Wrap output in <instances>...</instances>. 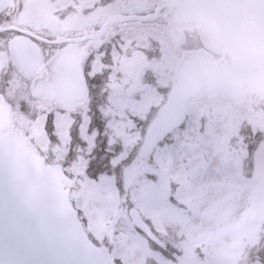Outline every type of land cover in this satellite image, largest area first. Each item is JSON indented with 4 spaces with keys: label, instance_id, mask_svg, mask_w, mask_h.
Here are the masks:
<instances>
[{
    "label": "rangeland",
    "instance_id": "1",
    "mask_svg": "<svg viewBox=\"0 0 264 264\" xmlns=\"http://www.w3.org/2000/svg\"><path fill=\"white\" fill-rule=\"evenodd\" d=\"M101 1L55 0L57 16L49 10L48 17L60 27L58 16L69 13L64 24L82 29L105 13L145 3ZM163 23L172 29L163 36L134 23L120 32L121 40L137 48L146 41L157 47L158 54L151 52L156 60L145 63L139 53L134 61L156 75L148 87L137 84L136 72L124 63L114 67L117 75L106 80L107 89L84 100L50 102L18 93L6 100L9 131L23 134L27 149L47 164L62 166L83 227L117 264H260L254 249L264 244V95L244 86L237 99L226 100L219 92L202 90L189 101L182 126L149 155L136 154L179 53L202 48L191 25ZM116 81L123 87L110 89ZM90 99L98 102L97 109L102 101L105 112L86 114ZM130 206L165 242V253L150 248L135 230Z\"/></svg>",
    "mask_w": 264,
    "mask_h": 264
},
{
    "label": "water",
    "instance_id": "2",
    "mask_svg": "<svg viewBox=\"0 0 264 264\" xmlns=\"http://www.w3.org/2000/svg\"><path fill=\"white\" fill-rule=\"evenodd\" d=\"M157 13L173 23L194 22L204 45L221 47L212 60L205 50L184 51L174 68L166 102L150 122L140 155H146L164 131L179 126L190 97L201 90L233 99L243 85L264 94V0H157ZM62 71V70H61ZM50 82L58 94L83 92L70 69ZM7 111L0 106V264H113L103 248L85 234L71 207L67 178L60 165L46 166L25 149L22 134L5 133ZM134 225L158 245L135 208Z\"/></svg>",
    "mask_w": 264,
    "mask_h": 264
},
{
    "label": "flooded vegetation",
    "instance_id": "3",
    "mask_svg": "<svg viewBox=\"0 0 264 264\" xmlns=\"http://www.w3.org/2000/svg\"><path fill=\"white\" fill-rule=\"evenodd\" d=\"M100 2L102 5L101 0ZM153 8L154 5L148 0L140 8L111 12L112 14L105 13L103 17L88 22L85 27L83 26L84 28L74 29L64 24V20L70 16L69 13L65 15L60 13L58 16L62 17L60 27L55 26L54 18L48 17L49 10L54 16L56 15L55 0H0V94L6 100H11L12 95L20 96L18 93H21L23 96L22 94L26 93L33 100L35 97L40 100L43 97L44 100L50 102L59 100L72 103L68 100L56 99L55 96L51 97L44 92L41 86L36 88L40 95H33L30 89L32 83L37 82L38 84L39 81L48 79L51 66L62 52L66 61L73 64L78 63L75 66H78L85 86L83 100L90 93H100L103 89H107L108 87H104L106 80L117 75L114 67L125 66L124 63L134 71L133 73L136 72L133 78L136 77L137 84L148 87L156 75L151 74L148 68L143 71L134 61L139 58V53L142 54L145 63L151 62L153 58L156 60L151 52H156L157 47L153 48L150 46L152 43L146 41L147 44H150L137 48V45H132L124 39L121 40L120 32L126 29L122 26H131L134 23L143 24L148 27L151 33L156 32L163 36L167 25L163 23L165 19L158 17L152 21L126 20L112 23L102 31L100 28L112 15L131 14L136 10H138V14H145L151 12ZM161 19L163 21L158 22ZM159 42L161 43V41ZM12 48L14 50H11ZM18 51L21 52L20 58L15 57ZM123 52L125 53L123 54ZM156 54L158 53L156 52ZM18 61L21 63L22 69L14 64ZM33 63L37 64L34 66ZM69 65L73 67V65ZM60 66H64V64H60ZM11 79L14 83L10 81ZM120 87L122 88L123 84L117 81L109 85L110 89H120ZM89 97L94 98V95ZM85 105L93 106L91 99L90 103L85 102ZM155 110L157 109L154 107L151 112L154 113Z\"/></svg>",
    "mask_w": 264,
    "mask_h": 264
},
{
    "label": "bare ground",
    "instance_id": "4",
    "mask_svg": "<svg viewBox=\"0 0 264 264\" xmlns=\"http://www.w3.org/2000/svg\"><path fill=\"white\" fill-rule=\"evenodd\" d=\"M168 30V29H167ZM28 50V49H27ZM30 51V50H29ZM20 56H21V52H16V54H15V57L16 58H20ZM65 56H64V53L62 52L61 54H60V56L58 57V59L56 60V63H55V69H54V74H53V68L51 67L50 68V72H52L51 73V77L53 78L54 76H55V74H56V72H57V69H58V67H59V65H60V63H61V61L63 60V58H64ZM22 64H25L24 62H22ZM26 65H28V64H26ZM35 66V65H34ZM62 67H65V66H62ZM38 86H42V87H44V88H46L47 86H48V83L46 82V81H39V85ZM202 91V90H201ZM204 91H207V90H204ZM208 92V91H207Z\"/></svg>",
    "mask_w": 264,
    "mask_h": 264
},
{
    "label": "trees",
    "instance_id": "5",
    "mask_svg": "<svg viewBox=\"0 0 264 264\" xmlns=\"http://www.w3.org/2000/svg\"><path fill=\"white\" fill-rule=\"evenodd\" d=\"M103 147V146H101ZM263 232L260 233V235L262 236ZM262 240V237L260 239V241ZM255 253H254V259H256V261L260 264H264V244L260 246V248L254 249ZM253 252V251H252Z\"/></svg>",
    "mask_w": 264,
    "mask_h": 264
}]
</instances>
